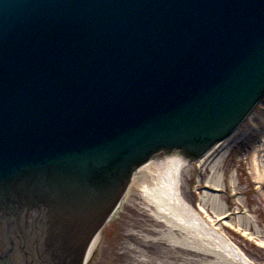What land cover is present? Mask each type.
Wrapping results in <instances>:
<instances>
[{"label": "water", "instance_id": "water-1", "mask_svg": "<svg viewBox=\"0 0 264 264\" xmlns=\"http://www.w3.org/2000/svg\"><path fill=\"white\" fill-rule=\"evenodd\" d=\"M263 91L264 0H0V264H86L138 164Z\"/></svg>", "mask_w": 264, "mask_h": 264}, {"label": "bare ground", "instance_id": "bare-ground-1", "mask_svg": "<svg viewBox=\"0 0 264 264\" xmlns=\"http://www.w3.org/2000/svg\"><path fill=\"white\" fill-rule=\"evenodd\" d=\"M263 98L264 91L239 123L216 139L204 152L193 155L163 150L151 153L138 164L115 197V203L110 205L107 215L103 216L98 228L90 236L86 264L95 257L94 249L102 240V230L124 209L133 184L141 188V194L150 206L146 207L149 217L139 220L141 229L124 232L123 236L129 245L122 252L125 263L129 260L126 251L130 249L134 255L132 264H255L232 239L219 231L213 220L208 221L202 215L201 212L207 213L206 205L212 202L218 216H227V209L222 206L220 197L206 194L200 212L182 197L180 181L181 173L189 161L202 163L213 150L230 140ZM252 129L249 126L246 132L250 134ZM249 151L253 154L254 164L257 163V178L263 179L264 136L262 140L254 141ZM224 155L222 152L221 157ZM216 169H212V176L206 184L219 189L224 177ZM242 225L238 223L236 226L242 228Z\"/></svg>", "mask_w": 264, "mask_h": 264}, {"label": "rangeland", "instance_id": "rangeland-1", "mask_svg": "<svg viewBox=\"0 0 264 264\" xmlns=\"http://www.w3.org/2000/svg\"><path fill=\"white\" fill-rule=\"evenodd\" d=\"M249 126L253 128L250 134L246 132ZM263 136L264 98L230 140L213 150L202 163L189 161L180 181L182 197L200 212L206 194L220 197L227 216H218L210 201L206 205L207 213L201 212L202 215L208 221L213 220L219 231L232 239L255 264H264V178H257L259 170L255 168L257 163L254 164L249 146L262 140ZM222 152L225 153L223 157ZM213 168H217V172L224 177L219 189L206 184ZM147 206L149 204L142 196L141 188L133 184L124 209L102 230V240L94 249L95 257L89 264H132L134 255L130 249L126 251L128 262L125 263L122 258V252L129 246L123 234L127 230L141 229L139 220L149 217ZM238 223H242L243 227L236 226Z\"/></svg>", "mask_w": 264, "mask_h": 264}]
</instances>
